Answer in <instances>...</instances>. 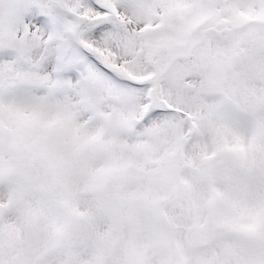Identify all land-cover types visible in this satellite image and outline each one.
<instances>
[{
	"label": "snow or ice",
	"instance_id": "6c2138e0",
	"mask_svg": "<svg viewBox=\"0 0 264 264\" xmlns=\"http://www.w3.org/2000/svg\"><path fill=\"white\" fill-rule=\"evenodd\" d=\"M0 264H264V0H0Z\"/></svg>",
	"mask_w": 264,
	"mask_h": 264
}]
</instances>
